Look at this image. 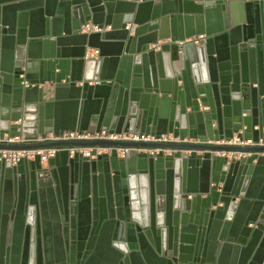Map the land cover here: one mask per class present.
Segmentation results:
<instances>
[{
    "label": "water",
    "instance_id": "obj_1",
    "mask_svg": "<svg viewBox=\"0 0 264 264\" xmlns=\"http://www.w3.org/2000/svg\"><path fill=\"white\" fill-rule=\"evenodd\" d=\"M1 151L0 264H264V0H0Z\"/></svg>",
    "mask_w": 264,
    "mask_h": 264
},
{
    "label": "built area",
    "instance_id": "obj_2",
    "mask_svg": "<svg viewBox=\"0 0 264 264\" xmlns=\"http://www.w3.org/2000/svg\"><path fill=\"white\" fill-rule=\"evenodd\" d=\"M100 31L97 26L92 25L90 23L85 24L81 28L82 33H90V32H97ZM98 57V50L95 49H88L86 50L84 54L85 59H96ZM91 136H80L75 133H64L61 137L62 139H81V138H87ZM92 137L95 138H105V134L101 132L100 134H94ZM108 139L113 140H129V141H155V142H175L178 141V138H173L172 135L166 134V135H160L158 138L151 135H139V134H119V135H109L107 136ZM8 142H21L20 138H13L8 140ZM207 143H211L210 141H207ZM231 145H240V146H246V145H254L251 140L247 141H239L236 138L231 139L229 142H227ZM97 153H99L97 151ZM53 154V151H47V152H26V151H1L0 152V158L5 161H10L12 164H15L18 162L21 158L27 157L31 158L33 155H39L42 160H45L46 157L51 156ZM84 156H89V152L85 151L83 152Z\"/></svg>",
    "mask_w": 264,
    "mask_h": 264
},
{
    "label": "crops",
    "instance_id": "obj_3",
    "mask_svg": "<svg viewBox=\"0 0 264 264\" xmlns=\"http://www.w3.org/2000/svg\"><path fill=\"white\" fill-rule=\"evenodd\" d=\"M108 29V28H107ZM47 139H52V136L51 135H48L47 136ZM82 152H85V151H88V150H81ZM118 153H120L121 151L120 150H117ZM36 152V151H35ZM39 152H45V151H39ZM106 152V150H99V153H104ZM137 153H156L157 150H150V151H147V150H136ZM164 154H168L170 153L169 151H163ZM181 153H185V152H181ZM214 155H221V156H227L228 158L230 157H250L251 155L250 154H246V155H239V154H218V153H213ZM263 154H258V157H261Z\"/></svg>",
    "mask_w": 264,
    "mask_h": 264
}]
</instances>
